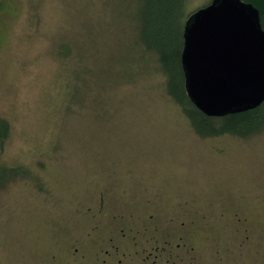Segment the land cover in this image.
Listing matches in <instances>:
<instances>
[{
	"label": "rangeland",
	"instance_id": "rangeland-1",
	"mask_svg": "<svg viewBox=\"0 0 264 264\" xmlns=\"http://www.w3.org/2000/svg\"><path fill=\"white\" fill-rule=\"evenodd\" d=\"M144 4L0 0V160L27 169L0 187V264L158 235L179 243L170 264H264V129L194 131L145 48Z\"/></svg>",
	"mask_w": 264,
	"mask_h": 264
},
{
	"label": "water",
	"instance_id": "water-1",
	"mask_svg": "<svg viewBox=\"0 0 264 264\" xmlns=\"http://www.w3.org/2000/svg\"><path fill=\"white\" fill-rule=\"evenodd\" d=\"M184 87L207 115L242 111L264 100V29L243 0H210L183 25Z\"/></svg>",
	"mask_w": 264,
	"mask_h": 264
},
{
	"label": "trees",
	"instance_id": "trees-1",
	"mask_svg": "<svg viewBox=\"0 0 264 264\" xmlns=\"http://www.w3.org/2000/svg\"><path fill=\"white\" fill-rule=\"evenodd\" d=\"M243 1L252 3L258 9L260 24L264 29V0ZM144 2V34L148 41L145 48L154 54L159 63L158 66L166 75L167 93L180 105L194 131L200 136L229 133L239 137H247L263 130L264 100L252 108L213 116L203 113L187 96L180 53L183 42L184 18L192 12L191 10L187 11L188 0H144ZM174 32L176 35L178 34L179 38L177 45L174 42ZM8 131L9 123L0 117V145H2ZM19 175H27V169L23 165H7L0 160V187Z\"/></svg>",
	"mask_w": 264,
	"mask_h": 264
},
{
	"label": "flooded vegetation",
	"instance_id": "flooded-vegetation-1",
	"mask_svg": "<svg viewBox=\"0 0 264 264\" xmlns=\"http://www.w3.org/2000/svg\"><path fill=\"white\" fill-rule=\"evenodd\" d=\"M181 224H184V221H181ZM119 230L122 237L127 236V233L130 234L127 231L129 229L125 230L124 226L119 227ZM133 237H131L132 246L130 248L120 247L119 243H116L111 237L103 238L101 240L103 242H100L93 252L92 250H86L82 245L72 243L68 249L67 259L64 261L54 260L51 264H163V262L170 264L172 261L170 258L173 257V254L169 253L166 255V250L168 249L166 245L170 244L169 247L172 251L177 249L179 245L176 242L172 246L169 240L166 238L162 239L158 235L157 237H148L146 241L151 242H149L148 246H144L135 240V236ZM187 250L189 251L190 247ZM163 257L164 260L162 259Z\"/></svg>",
	"mask_w": 264,
	"mask_h": 264
}]
</instances>
